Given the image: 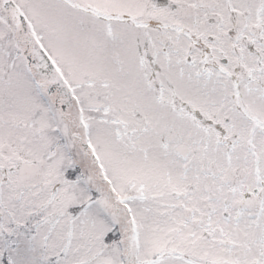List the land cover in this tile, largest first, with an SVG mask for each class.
Segmentation results:
<instances>
[{
  "label": "snow or ice",
  "instance_id": "1",
  "mask_svg": "<svg viewBox=\"0 0 264 264\" xmlns=\"http://www.w3.org/2000/svg\"><path fill=\"white\" fill-rule=\"evenodd\" d=\"M0 264H264V0H0Z\"/></svg>",
  "mask_w": 264,
  "mask_h": 264
}]
</instances>
